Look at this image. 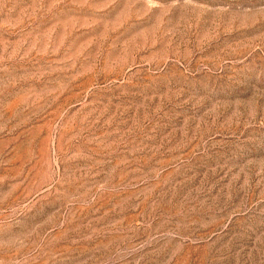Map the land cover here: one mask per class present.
I'll return each mask as SVG.
<instances>
[{"label":"rangeland","instance_id":"1","mask_svg":"<svg viewBox=\"0 0 264 264\" xmlns=\"http://www.w3.org/2000/svg\"><path fill=\"white\" fill-rule=\"evenodd\" d=\"M0 264H264V0H0Z\"/></svg>","mask_w":264,"mask_h":264}]
</instances>
